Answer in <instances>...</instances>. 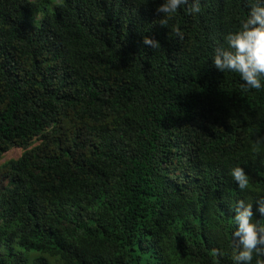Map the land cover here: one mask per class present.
Listing matches in <instances>:
<instances>
[{
	"label": "trees",
	"instance_id": "trees-1",
	"mask_svg": "<svg viewBox=\"0 0 264 264\" xmlns=\"http://www.w3.org/2000/svg\"><path fill=\"white\" fill-rule=\"evenodd\" d=\"M163 2L0 0V264H233L264 223V87L212 63L256 0Z\"/></svg>",
	"mask_w": 264,
	"mask_h": 264
},
{
	"label": "clouds",
	"instance_id": "clouds-1",
	"mask_svg": "<svg viewBox=\"0 0 264 264\" xmlns=\"http://www.w3.org/2000/svg\"><path fill=\"white\" fill-rule=\"evenodd\" d=\"M185 5H188L189 14L202 11L200 0H164L156 8V12L164 16L161 24L167 23V19ZM175 33L180 39L184 38L179 26ZM143 44L153 49L161 46L159 41L147 37L143 39ZM224 44L216 49L212 58L214 67L221 73L238 74L245 87L256 90L264 87V0H256L250 6L247 17L240 21L239 30L228 33ZM261 140L264 137L257 142ZM229 175L240 191L248 188L249 178L244 167H233ZM255 206L256 212L264 216V199L257 200ZM253 207L245 200L236 202L233 218L236 227L232 232L233 264H264V223L254 220ZM215 251L216 255H222L220 250Z\"/></svg>",
	"mask_w": 264,
	"mask_h": 264
},
{
	"label": "rangeland",
	"instance_id": "rangeland-1",
	"mask_svg": "<svg viewBox=\"0 0 264 264\" xmlns=\"http://www.w3.org/2000/svg\"><path fill=\"white\" fill-rule=\"evenodd\" d=\"M41 15L40 14H36L34 20H38L40 19ZM22 151L19 149H13L10 152H8L5 156V161L9 160V159H13V158H17L21 155ZM2 253V250H0V254Z\"/></svg>",
	"mask_w": 264,
	"mask_h": 264
}]
</instances>
